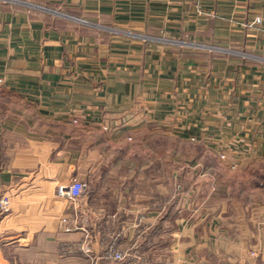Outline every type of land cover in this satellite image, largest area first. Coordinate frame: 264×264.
Masks as SVG:
<instances>
[{"label":"crops","instance_id":"obj_1","mask_svg":"<svg viewBox=\"0 0 264 264\" xmlns=\"http://www.w3.org/2000/svg\"><path fill=\"white\" fill-rule=\"evenodd\" d=\"M263 180L264 0H0V264H264Z\"/></svg>","mask_w":264,"mask_h":264},{"label":"rangeland","instance_id":"obj_2","mask_svg":"<svg viewBox=\"0 0 264 264\" xmlns=\"http://www.w3.org/2000/svg\"><path fill=\"white\" fill-rule=\"evenodd\" d=\"M178 35L177 34H167V35H164V34H161V33H155V34H151L148 39L150 41H154V42H158V43H166L168 45H170L172 47V50L173 52L175 53H178V45L182 42V41H189V38L186 37V39L184 40L183 38H179L177 37ZM217 45H223L226 43V39L224 38H216L215 41H214ZM220 47V46H219ZM241 48H238L237 46L235 47L234 46V51L238 52L240 51ZM222 50L221 48H218L216 53H220ZM242 51V50H241ZM246 55L250 58H254V57H261L259 52L258 51H255V50H243ZM214 55V54H213ZM216 57H218L217 54H215ZM226 131H219V142L218 144L214 147H211L210 144L208 143V139L210 138L211 135H209V133L207 134H204L201 137H198L195 135L193 138V141H187V143L185 144H181L179 145L180 143L178 142V138L175 137L177 136L175 133H172V138H170L171 140H169V143L171 144V150L172 152L177 150L179 151L180 149V152L182 153H186V155L189 157V156H192V155H201L203 156L204 160H206L204 163L207 164V162L209 161V159L211 157H214L217 156L220 160V162L218 163V166H219V169L223 171V178L226 179V167L223 166V164L221 163V161H228V154L232 151L230 150H235L236 153H244L247 151L248 147L245 146V145H240L239 143L236 144L235 147H232L230 146L226 141V134H225ZM147 133V134H145ZM224 133V134H222ZM214 136V134H213ZM139 137V136H138ZM142 139L143 138H151L152 139V143L151 144H148L146 147L142 146L140 147L141 149H143V151H146L148 150L150 153H160L161 152V143H162V138L163 137L161 134H158V133H155L153 134V132L151 131H145L143 132L142 136H140ZM202 139V140H201ZM195 141V142H194ZM197 142V143H196ZM193 143V144H192ZM194 143L196 145H194ZM153 144V145H152ZM155 145H160V147L158 146H155ZM176 153V152H175ZM231 166L232 168H236V166H238V162H234V163H231ZM264 182V180H263ZM141 249V248H140Z\"/></svg>","mask_w":264,"mask_h":264},{"label":"built area","instance_id":"obj_3","mask_svg":"<svg viewBox=\"0 0 264 264\" xmlns=\"http://www.w3.org/2000/svg\"><path fill=\"white\" fill-rule=\"evenodd\" d=\"M257 23H261L260 17L256 18ZM88 190L87 183L83 181H73L68 185H61L57 189V196L59 198L67 199L71 204L79 203L86 195ZM0 206L4 209L5 205ZM254 255V253H253ZM105 258L114 262H122L125 260V255L121 250L115 247H110L106 250Z\"/></svg>","mask_w":264,"mask_h":264}]
</instances>
